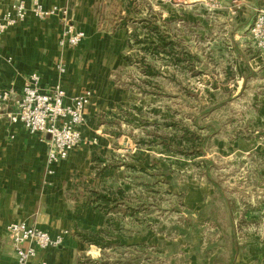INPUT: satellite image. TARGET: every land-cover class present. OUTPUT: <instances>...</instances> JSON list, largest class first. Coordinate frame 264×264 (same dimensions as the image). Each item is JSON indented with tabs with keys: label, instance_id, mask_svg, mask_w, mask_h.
<instances>
[{
	"label": "crops",
	"instance_id": "0c3cea01",
	"mask_svg": "<svg viewBox=\"0 0 264 264\" xmlns=\"http://www.w3.org/2000/svg\"><path fill=\"white\" fill-rule=\"evenodd\" d=\"M12 1L0 0V19ZM25 1L29 5L32 0ZM39 1L48 9L53 6L68 8L71 24L83 31L86 38L79 47H61L59 43L64 27L61 20L51 17L41 21L31 14L2 37L0 89L11 91L13 96L9 103L0 104V264H17L7 227L22 222L53 237L68 232L60 247L38 250L29 264H83L82 260L89 253V245L93 241L97 243L101 240L103 245L111 248L125 247L114 232V223L108 225L105 214L85 205L89 191L104 193L110 190L117 193L122 190L128 197L136 189V193H143L158 204L156 196L153 197L141 183L156 184L155 191L164 193L159 180L174 186L178 169L169 163L165 166V156L170 154L164 153L159 146L140 149L141 159L131 157L140 160L136 165L125 160H121L123 163L114 161L116 154L124 152V144L131 143L124 135L125 131L121 130L125 126L119 119L122 118L121 106L127 101V94L122 95L112 80L114 73L125 67L123 58L127 51L134 50L128 43L137 28L123 26L113 29L119 17L125 14L127 0ZM239 1L243 10L238 13L231 12L230 1H223L228 11L222 12L218 19L211 14L205 15L206 29L202 31L205 45L199 53L197 48L196 54L192 52L190 43L194 37H201V33L191 29V26L201 20L199 17L192 13L183 16L173 13L163 14V19L156 21L159 25L168 23L171 26L178 21L179 26L188 27L189 30L181 31V34L174 29L170 31L193 55L201 58L199 54L204 53L205 60L210 61L213 68L214 64L220 65L221 69L226 67L224 70L229 71L231 77L235 70L236 78L245 87L250 79L256 80L264 73V53L256 49L249 33L250 15L254 8L260 6L261 0ZM220 21L224 23L221 27L214 24ZM60 65H64V73L60 72ZM33 74L40 76V87L44 92L60 85L68 95L67 101L91 93L85 122L80 127L82 142L70 152L66 161L53 167L52 175L46 171L47 136L32 134L22 123H10L11 115L17 111V101L22 96L25 82ZM151 96L155 95L148 97ZM260 101L264 103V97ZM154 117V130L146 131L147 136L143 139L162 134L160 124L164 125L166 121L159 123L158 116ZM246 126L241 132H235L239 136L236 140L223 138L221 130L211 142L226 156L219 155L221 165H225L229 173L224 175L221 168L216 172L228 177L226 184L235 186L237 194L226 195L228 192L224 191L222 182L220 189L215 187L213 181L216 178L212 172L211 180L206 176L207 181L188 188L184 195L176 193L178 201L174 206L183 203L193 217L185 220L190 225L188 233L200 230L198 224L202 222H207L212 231L207 242L200 240L187 246L190 264H207L212 259L215 264H264V237H255L251 233H260L259 230H264V227L256 229L252 226L247 235L242 233L240 237V225L237 223L240 217L256 220L257 214L261 215L262 206L256 200L264 198L258 196L261 193L264 195V104ZM246 130L248 132L245 133ZM232 147L236 148V158L228 156L231 151H225ZM208 156L206 161L218 168L220 165L216 158ZM165 168H170L171 172L165 174ZM131 182L137 183V187L134 188ZM239 193L242 194L239 196ZM113 216L115 220L116 215ZM111 217L112 214L109 216L112 220ZM103 235L109 239L103 238ZM187 236L178 237L182 240ZM178 255L182 258L187 256L184 253ZM124 258L113 255L109 260L114 261L112 264H127L129 258ZM105 259L103 255L102 261Z\"/></svg>",
	"mask_w": 264,
	"mask_h": 264
},
{
	"label": "rangeland",
	"instance_id": "374dc122",
	"mask_svg": "<svg viewBox=\"0 0 264 264\" xmlns=\"http://www.w3.org/2000/svg\"><path fill=\"white\" fill-rule=\"evenodd\" d=\"M223 1L231 2L229 5V8L232 10L229 9V11L231 12L238 13L243 10V5L239 0H127L125 14L119 17L113 29L122 28L124 22L129 21L128 25L125 26H134L137 28L138 30H136V33L138 34V39H143L144 31L141 29L142 24L140 19L150 14L156 19L162 20L163 14L172 15L175 13L183 16L192 13L197 16V18L199 17L201 19L191 26V29H195L198 33H201L199 34L201 37H194V39H191L190 43L192 52L196 54V49H199V53L200 48L204 49L205 45L204 34L202 32L206 29L204 23L205 15L211 14L218 19V16L222 15V12L228 11V8L225 9ZM129 4L130 6H128ZM128 7H130L129 12L131 18H127ZM260 7L262 6L254 8L250 15L249 23H251V19L255 14V9ZM214 24L221 27L224 23L220 21ZM169 28L179 31L180 34L181 31L186 32V30H189L188 27L184 29V25L182 24L179 26L178 21H175L173 26ZM185 41L188 42V40ZM130 43L134 50H132V52L131 49L127 51L123 58L126 64L125 67L122 66L119 68L114 73L112 80L114 81V86L122 95L127 94V101L122 102L123 104L121 106V110L123 111L122 118L119 119L121 125L125 126V128L122 127L121 130L125 131L124 135L129 137L131 143H129V145L123 143L126 148L124 147V152L121 154H116L117 159H114L115 162L123 163L122 161L125 160L127 163H134V165L140 162V160L131 157H140L139 159H141L139 151L140 149L146 150L147 146L141 145L139 141L143 136H147L146 131L154 130V125L156 123V117L154 116H158L159 123L173 120L184 121L185 124H191L194 118L190 117H196L197 115L199 119L201 110L205 109L210 111V108H212L213 111L208 115V122L214 121L218 129L220 131L222 130V135L220 136L223 138L229 139L232 137L236 140L239 136H236L235 132L237 130L241 132L243 127L249 122V119L256 116L259 108L264 104L260 101L262 97H264V73H261L256 80L250 79L248 84L243 87V85L239 83V78H236L235 70L232 73L233 77H231V73L224 70L226 67L221 69L220 65L214 64L213 68L212 63L205 60L203 53L199 54L201 61L199 60L200 62L198 61L194 66L196 71L203 73L193 76L191 73L175 71L172 66L168 65L164 60L143 51L144 46L136 44L134 38L130 39L128 44ZM126 57L130 58V62L126 61ZM145 65L153 66L161 72L162 75L152 79L147 78L144 73ZM146 81H151L153 84L152 87L147 86L145 84ZM139 86L146 90L154 89L153 91H156L154 93L157 94L148 97L150 95L141 93ZM140 94H142V96ZM199 123L203 125L204 122L200 119ZM160 126H162L163 129L162 134L166 135L170 133V130L165 128L163 124H160ZM162 129L159 130L162 131ZM246 132L248 131L246 130L245 133ZM228 150L232 152L228 154V156H233V158L238 157L235 152L236 148H228L225 151ZM166 154L170 155L165 156V166H167L168 163L174 165L176 169H178V173L174 179V186H169L167 183L162 182L163 179L159 180L160 187L164 191V193H159L156 196L157 200H159V206H151L149 208L150 212L144 214L143 209L145 207L140 206V200L138 199L141 193H136L135 189L131 199L137 202V205L141 207L140 210H137L135 216L132 217L130 211L127 210V206L120 205L118 210L112 214V220H110L111 226L114 223L112 226L114 227V232H116L117 236L119 235V237H117L118 240L122 241L125 247L111 248L103 245L101 240L100 242L97 241V243L93 241L89 245V253H87L82 260L83 264H112L114 261L110 262L109 258L113 255L122 258L127 257L131 259L130 261L128 260L131 264H190L189 256L187 255V246L192 243L196 244L197 241L200 240H202V242H207L209 240L212 231L207 222L198 224L200 230H193L189 236L182 240L178 237L179 235L176 230H173L174 224L182 225L186 219L193 218L192 214L186 210V206L183 205V203L174 206L178 201L176 193L184 195L188 188H193L194 185L197 187L207 181L204 172V160L198 159L189 161L181 156L171 153ZM208 154L213 159L216 158L217 163L220 165L218 169L221 168L224 175L229 173L225 168L226 166L224 165V167L221 165L220 160V156L223 158L226 156L221 154L217 146H214V143H211ZM210 166L212 167V164ZM211 169H214L212 171L213 177L219 182H222L224 191L228 192L225 193L226 195L232 196L237 194L235 186L226 184V178L228 177H222L219 172H216V167L214 166ZM238 172H240V170ZM234 175H236V173H234ZM169 180H172V178L169 177ZM132 184L134 188L137 187V183L133 182ZM178 184H180L179 188H177ZM227 186L229 187L227 188ZM168 192L172 194H168ZM241 194L242 193H239V196ZM142 195L144 196L143 193ZM258 196L264 197L263 193ZM130 197L131 195L129 198ZM257 201H259L262 206L261 215L257 214L256 220H252L250 217L248 219H243V217L238 216L240 217L237 222L240 225L238 236L241 237L242 233L247 235V233H249V228H252V226H255L256 229H258L259 226L261 229L264 227V198L256 200V202ZM84 204L85 203H83L82 206ZM113 215H116L115 220ZM259 231L260 233H251L255 234V237H264V230ZM103 238H108V236L103 235ZM159 242H162V248L157 252L154 247H157ZM141 245L145 247H141ZM185 245L186 247H184ZM179 253H184L187 256L182 258L178 255ZM103 255H105L106 258L104 262L102 261ZM136 255H138V258L133 257Z\"/></svg>",
	"mask_w": 264,
	"mask_h": 264
},
{
	"label": "built area",
	"instance_id": "2783aa9c",
	"mask_svg": "<svg viewBox=\"0 0 264 264\" xmlns=\"http://www.w3.org/2000/svg\"><path fill=\"white\" fill-rule=\"evenodd\" d=\"M31 14L44 21L58 17L63 23L60 39L61 47H79L86 34L77 30L70 21V11L66 7L46 8L39 0L28 5L25 0H13L0 19V43L6 31L24 22ZM249 33L251 41L261 53H264V6L255 9L251 19ZM61 73L65 72L60 65ZM38 74L31 75L25 82L23 93L17 101V111L11 115L10 123L24 124L32 134H44L48 138L47 174H54L53 167L69 158L70 152L82 142L80 127L85 122V111L91 100V93L69 98L66 91L57 85L44 92L40 87ZM12 92L0 89V104L12 99ZM264 214V208H263ZM64 232L56 237L27 223H13L7 227V235L12 241L17 264H29L37 256L38 250L58 248L64 243Z\"/></svg>",
	"mask_w": 264,
	"mask_h": 264
},
{
	"label": "trees",
	"instance_id": "16d2710c",
	"mask_svg": "<svg viewBox=\"0 0 264 264\" xmlns=\"http://www.w3.org/2000/svg\"><path fill=\"white\" fill-rule=\"evenodd\" d=\"M260 6H264V0H261ZM130 6V4L128 5ZM130 7H128V17L131 18V14L129 12ZM151 17H147L146 19L141 20V29L146 32V37L143 39H138V34L136 32L133 33V38L138 45H143V51L150 53L154 57H158L161 60H164L168 65L174 67L175 71L184 72V73H191L193 76L200 75L203 72L196 71L194 67L195 64L200 60L197 55H193L185 45L176 40L172 32L170 31L171 24H157L156 18L150 15ZM155 18V19H154ZM129 21L124 22L123 26L128 25ZM137 30V29H135ZM126 61L130 62V58L126 57ZM200 62V61H199ZM145 76L149 79L161 76L162 73L159 72L151 65H145ZM147 86L152 87L151 81H146L145 83ZM139 90L144 95H153L157 94L154 93V89H143L139 86ZM213 111L210 108L208 110H201L199 113V119L196 117L194 118L191 124H185L184 121H170L164 123L165 128L170 130L169 134H161L155 135L149 139H141L139 143L143 146H159L164 153H171L177 156H181L187 160H204L205 163L204 172L205 175L208 176L211 180V172L215 169H211L213 166L216 167L214 164H211L206 161L205 157L208 154V149L211 145L212 138L217 136L220 133L217 125L214 124V121L208 122V115ZM202 120L203 125H200L199 120ZM206 120V121H205ZM216 170L218 168L216 167ZM141 172H146L142 170ZM171 172L170 168H165V174ZM147 174V173H145ZM213 181V180H212ZM214 185L218 189L221 188V182L214 179ZM146 190L151 192L150 194L153 197L157 196L159 193L156 192V184L151 182L149 183H141ZM132 195L126 196L122 190H118L117 193H112L110 190H106L103 192L98 191H89V195L86 199V206H92L96 209H99L103 214L107 216V224H111V219L109 216L115 213L120 205H126L127 210L130 211V215L133 217L137 210H140L141 207L137 205V202L132 201ZM138 199L140 200V206L145 207L143 209L144 214L149 213V208L151 206L158 207L159 205L156 203L155 200H151L145 196H139ZM132 202V203H131ZM157 204V205H156ZM190 228L189 222L184 221L182 225L174 224L173 230H176L178 235H183L184 237L187 236L188 229ZM141 247H145L141 245ZM162 248V242L157 246L154 247L155 250L160 251ZM134 258H138V255L133 256ZM132 258V257H131ZM131 259H129L130 261ZM128 262L127 264H129ZM215 260L208 261L207 264H215ZM100 264H107V263H100ZM124 264V263H123ZM131 264V263H130Z\"/></svg>",
	"mask_w": 264,
	"mask_h": 264
}]
</instances>
